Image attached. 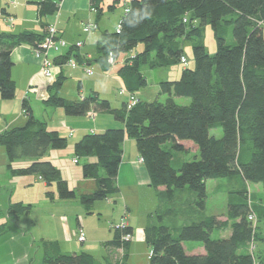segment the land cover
<instances>
[{"label":"trees","instance_id":"obj_1","mask_svg":"<svg viewBox=\"0 0 264 264\" xmlns=\"http://www.w3.org/2000/svg\"><path fill=\"white\" fill-rule=\"evenodd\" d=\"M133 0L131 9L142 5ZM154 15L135 28L122 20L120 33H105L99 47L100 62L109 67V53L135 52L132 65L123 75L133 96L147 85L140 72L143 64L165 68L182 64L184 42L196 39L193 47L195 67L184 68L175 81L161 83L168 94L165 103L138 100L131 108H113L97 92L77 101L55 94L45 104L63 109L68 116H85L90 111L111 114L124 128L84 136L75 145L78 159L96 158L83 165V176L95 181L92 192L82 193L69 186L61 171L44 157L51 150L65 149L66 137L49 131L34 116L27 100L22 107L27 122L22 127L0 133L6 149L8 168L14 177L38 175L49 188L50 201L80 200L87 209L118 194L117 178L126 138L136 142L144 160L151 186L158 191L160 206L151 215L146 242L151 249V264H264V248L253 252L254 243L263 242L258 233L261 220L250 203L248 189L239 190L227 205L225 220L208 215L207 182L240 178L245 183L264 185V0H151ZM41 16L53 14L58 6L49 0L39 3ZM187 21L185 22V18ZM215 32L217 52H207L203 26ZM232 34V42L229 35ZM44 36L24 32L0 33V97L13 100L17 86L11 73L12 52L23 44L38 48ZM70 52L60 59L65 63ZM78 59L79 56H76ZM57 79L54 89L59 91ZM186 97L190 104L179 105L175 98ZM221 128L222 138L210 135ZM199 153V158L173 164L175 153ZM31 160L27 167L16 164ZM79 162V161H78ZM162 188V190H160ZM188 198L184 200L185 193ZM91 212V210H90ZM10 213H30V206L11 204ZM254 216L255 220L250 217ZM230 230L228 237L215 238L216 231ZM130 227H118L114 238L105 243V264H127L130 242H123ZM186 243H201L204 254H189ZM43 264H100L87 253L61 251L58 243H45Z\"/></svg>","mask_w":264,"mask_h":264},{"label":"crops","instance_id":"obj_2","mask_svg":"<svg viewBox=\"0 0 264 264\" xmlns=\"http://www.w3.org/2000/svg\"><path fill=\"white\" fill-rule=\"evenodd\" d=\"M42 1L46 0H0V33L20 34L24 32H33L44 36L45 39L49 29L55 28L59 38L66 43V47H64L60 53L50 52L46 56L43 54H37L35 48L29 44H23L13 50L11 57L14 66L12 68L11 76L17 86L16 97L14 98V101H12L13 103L8 100H3L0 97V122L2 121L3 124L0 128V133L16 127H22L26 124L27 117L24 113L22 104L24 100H27L36 117L35 107L40 106V104L41 106H45V112L51 120H42L39 117L36 119H40V122L45 123L46 128L49 131H58L60 135L66 137L68 141L71 137L72 139L77 137L74 143L75 151L76 143L84 136L92 133H103L108 129L124 128L125 124L117 121L111 114L96 112L93 110L85 116H68L63 109L48 106L45 102L56 92L60 97L69 101L84 99L93 92H97L102 99H109L104 96L105 94L103 93H105V91L107 92L109 89L108 81H111L112 76L114 75L111 72L117 64L120 65L118 72L122 77V92H125V90L129 91L122 71L125 68V65H132L136 53L130 52L126 54L121 53L117 56L114 55V64L110 65L108 63L109 67L107 68H104L99 61L101 58L99 47L103 41V35L105 33L112 34L117 32L118 26L125 15L124 6L119 4L117 0H49L52 3L57 4L58 9L55 13L46 16H41L39 11V3ZM112 15H116V17H113ZM87 25H91L94 28L89 32H85L84 29ZM79 43L81 44L80 47L77 46ZM70 52H72L69 56L70 59L65 63H60L59 60L67 56ZM76 56H79V58L77 59ZM45 62H48L49 69L52 72L53 76L51 78H48L43 74ZM93 64H99L100 68L103 70V74L94 73L91 69L94 67ZM141 67L140 72L144 76ZM88 70H90L91 73H88ZM107 70L110 72L108 73ZM55 73H57V77ZM181 74L182 73H177L180 77ZM144 78L146 79L145 76ZM57 79L62 81L59 91L54 89V84ZM139 93L140 95L134 93L135 98L137 100L146 101L140 98L143 97V93L140 91ZM129 98L130 97H125L121 106L112 107L122 108L123 105L129 101ZM186 102H189L188 99H186ZM20 108L21 112L19 113ZM193 153H195V157L199 158V153ZM53 155L56 156L57 160L53 158ZM58 156V153H54V151L51 150L44 157V160L51 161L60 170L57 163H61V157L58 158ZM179 156V153H175L174 155L173 163L176 164L175 166H180L183 162H190L187 159H181ZM141 159L142 158L137 150L136 142L133 139L126 138L123 145V157L117 178L120 192L106 199L107 202L110 201L109 205H112L111 201H114L115 203L119 201V203L116 204V207L111 209V211H113L112 213L111 211H106L111 220L108 228L110 232L107 231V227L97 228L98 231L105 230L108 232L107 237L102 240H96V243L102 244L104 248V256L102 257L101 255L103 254L96 255L92 252H81L94 256L100 264H105V257L107 256V251L104 246L105 243L114 238L112 234H115L116 228L121 227L122 224H125L126 227H130L133 231L131 234L132 240L130 241L128 258L138 246L144 244L148 246L145 229L148 226L151 215L154 214L160 206V198L158 191L151 186L148 171L144 162H141ZM80 160L81 159H78L75 152L74 163H79ZM84 160L87 163L96 162V158L93 157L85 158ZM25 162L27 165L32 163L31 160ZM25 162L21 161L17 164L21 166L25 164ZM6 178V186H3V188L10 192L8 205L11 203H22L25 205V200L16 198L14 192L18 186L24 184V181H21L22 179H17L21 177H14L11 172L10 177L7 176ZM37 180L42 182L46 189L49 188L40 177ZM78 180L81 182L79 191H77L78 188L75 189L78 196L82 193L92 192L96 187L93 179L85 178L83 176V178H78ZM228 180H238L242 185L250 184L245 183L240 178ZM220 182L224 181L213 180L207 182L208 201L206 212L208 215L220 216L221 219L225 220V214L223 215V213L215 210L210 211L208 207L210 195L209 190L215 186H220ZM1 187L2 186L0 185V190ZM54 189H56L55 186L51 187V190L56 192ZM160 190H162V188ZM187 193L188 192L185 193L184 200L188 198ZM222 196L224 197V194H222ZM55 201L54 204L61 202L59 199H56ZM50 209L54 211L51 212V214L53 213L51 217L53 219H59V222H61V217H58V215H61V212H59L61 210L60 207H52ZM98 209L104 211L101 205H98ZM138 216H141V220H137ZM71 229V225L66 226L69 237L65 238L63 240L64 242H61V235L59 236L60 238L56 240L63 252H69L62 248V243L67 249L68 241L72 235ZM76 231L77 230H74L73 236H75V233H79ZM84 233V242H86V231H84ZM215 233L217 234V238L228 237L231 234V231H216ZM65 241L67 242L66 244ZM185 247L189 254L205 253L204 246L201 243H186ZM148 251L151 252L149 246ZM150 256L151 253L150 255L148 254L147 260L151 262ZM99 257H101V260Z\"/></svg>","mask_w":264,"mask_h":264},{"label":"rangeland","instance_id":"obj_3","mask_svg":"<svg viewBox=\"0 0 264 264\" xmlns=\"http://www.w3.org/2000/svg\"><path fill=\"white\" fill-rule=\"evenodd\" d=\"M112 16L116 17V15ZM203 34V44L207 52L211 55L216 54L217 43L214 30L210 25L203 26ZM232 39V34H230L229 42H232ZM195 42L196 39L184 42V56L188 61L186 65L177 64L168 68L165 67L156 69L151 68L147 64L141 65V71L147 79V85L139 90L143 93V97L140 98L146 100L147 102H166L168 94L163 93L161 82L178 80L180 76L177 75V73H182L184 68L193 69L195 67L193 56V47ZM93 65L94 67L91 69L94 73L103 74V70L100 68L99 64ZM119 67L120 65L117 64L113 68L111 73L114 75L112 76L111 81H108L109 89L107 92L105 91V93H103L105 94L104 96L109 98L107 100L111 102L113 107L121 106L123 99L125 97H130L129 91L125 90V92H122L123 82L121 79L122 77L118 72ZM107 72L109 73L110 71L107 70ZM55 75L57 77V73H55ZM139 91L135 92V94L140 95ZM186 99L188 98H175L179 105L190 104L191 100L188 99L189 102H186ZM8 101L13 103L12 101H14V99ZM45 109V106H41V104L40 106H36V115L42 120L49 121L51 119L47 116ZM20 112L21 108L19 110V113ZM37 117L35 116V118ZM39 121L41 120L39 119ZM2 125L1 121L0 128ZM210 135L216 138H222V129H212L210 131ZM76 138L77 137H74L73 139L72 137L69 138L68 145L65 149L53 151L54 153H58V158L61 157V163L58 162L57 164L59 165L63 178L67 181L69 180L68 182L70 183V187L72 189L78 188L77 191H79L81 182L78 178H83L82 167L86 161L81 159L79 163H74V143ZM179 155L181 159H187L189 161H193L195 158V153L193 152L179 153ZM53 158L57 160L55 155H53ZM25 161L29 162V160H23V162ZM173 164L176 165L175 163ZM16 165L21 168L27 167L30 164L27 165L25 162V164L21 166L18 164ZM7 176L10 177L8 156L6 149L0 145V185L2 186L0 190V264H43L45 243H57L56 240L60 238V235L61 242H64L63 240L69 237L66 230V226L68 225L72 226V235L70 236V240L68 239L67 249L62 243L63 249L68 250L69 252H92L96 255L103 254L101 256H104V248L102 244L96 243V240H102L107 237L108 232L105 230L98 231L97 228L107 227V231H109L108 228L111 220L106 211H111L113 207H116V204L119 203V201L117 203L111 201L112 205H109L110 201L107 202V200L98 201L90 209L91 212L83 206L78 199L60 200L61 202L54 204L56 201H50L46 197V192L51 190V188L46 189V187L43 186V183L37 180L39 178L38 175H26L21 178H17L22 179L21 181H24V184L18 186L16 190H12H14L16 198L25 200V207L30 206V213L17 216L16 214L10 213V206L13 204L11 203L8 205L10 192L3 188V186H6ZM216 181L224 182H220V186H215L209 190V210L219 211L224 215L229 201L233 199V194L239 190L247 188L252 208L261 220L258 222V233H261L262 238H264V185L262 183L242 185L238 180L230 181L228 179H216ZM54 190L56 191V189ZM222 194H224V197ZM98 205H101L104 211H100L98 209ZM52 207H60L61 210L59 212H61V215H58V217H61V222H59V219H53L51 217L53 214H51V212H54L50 209ZM112 212L113 211H111V213ZM137 220H141V216H138ZM81 229L86 231L87 234V241L84 243H81L78 240L77 233L73 236L74 230L79 232ZM112 236L114 237V233ZM213 236L217 238L216 233H214ZM122 241L126 242L124 239H122ZM66 243L67 242L65 241V244ZM251 248L253 252L258 251L259 248H264V241L254 243ZM150 253L151 252L148 251L147 245H140L130 254L127 264H151V262L147 260V256L148 254L150 255ZM100 258L101 257H99V259Z\"/></svg>","mask_w":264,"mask_h":264},{"label":"built area","instance_id":"obj_4","mask_svg":"<svg viewBox=\"0 0 264 264\" xmlns=\"http://www.w3.org/2000/svg\"><path fill=\"white\" fill-rule=\"evenodd\" d=\"M120 4H122L124 6V9H125V15L127 14V10L128 9H131V5H132V1L133 0H117ZM185 22L187 21V17L185 18L184 20ZM122 23L121 22L118 26V29H117V33H120L123 26H122ZM94 27H92L91 25H87L84 29L85 32H89L93 29ZM80 43L77 45L78 47H80ZM66 47V43L59 38L58 36V33H57V30L55 28H51L49 29L47 35L45 36V39L43 40V42L39 45L38 48H35L36 50V53L41 55L43 54L44 56L48 55L50 52H54V53H60L61 50ZM115 62V57H114V54L113 53H110L109 54V57H108V63L110 65L114 64ZM182 64L186 65L187 64V59L185 57L182 58L181 60ZM49 65H48V62H45L44 64V68H43V74L48 77V78H51L53 75H52V72L51 70L49 69ZM88 73H91L90 70H88ZM138 100L135 98V96L133 95H130V98H129V101H128V107L131 108L133 106H135L137 104ZM141 162H144L143 159H141ZM251 220H255V217L254 216H251L250 217ZM126 227L125 224H122L121 225V228H124ZM78 236V240L82 243L85 241V233L83 230H80L79 233L77 234ZM132 238V235L131 234H125L122 239H124L126 242H129Z\"/></svg>","mask_w":264,"mask_h":264},{"label":"clouds","instance_id":"obj_5","mask_svg":"<svg viewBox=\"0 0 264 264\" xmlns=\"http://www.w3.org/2000/svg\"><path fill=\"white\" fill-rule=\"evenodd\" d=\"M154 15V8L151 0H143L140 7L128 9L125 17V23L130 28H135L145 21H150Z\"/></svg>","mask_w":264,"mask_h":264},{"label":"bare ground","instance_id":"obj_6","mask_svg":"<svg viewBox=\"0 0 264 264\" xmlns=\"http://www.w3.org/2000/svg\"><path fill=\"white\" fill-rule=\"evenodd\" d=\"M117 2H118V1H117ZM118 3H119V2H118ZM119 4H120V3H119ZM131 240H132V238H131ZM131 240H130V241H131ZM130 241H129V242H130Z\"/></svg>","mask_w":264,"mask_h":264}]
</instances>
